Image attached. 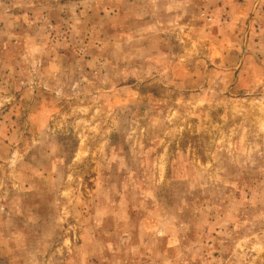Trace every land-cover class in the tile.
<instances>
[{
    "label": "rangeland",
    "instance_id": "rangeland-1",
    "mask_svg": "<svg viewBox=\"0 0 264 264\" xmlns=\"http://www.w3.org/2000/svg\"><path fill=\"white\" fill-rule=\"evenodd\" d=\"M0 264H264V0H0Z\"/></svg>",
    "mask_w": 264,
    "mask_h": 264
}]
</instances>
